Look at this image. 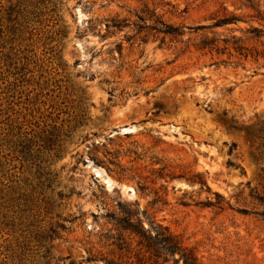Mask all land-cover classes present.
Wrapping results in <instances>:
<instances>
[{"label":"rangeland","instance_id":"rangeland-1","mask_svg":"<svg viewBox=\"0 0 264 264\" xmlns=\"http://www.w3.org/2000/svg\"><path fill=\"white\" fill-rule=\"evenodd\" d=\"M126 210L264 264V0H0V264L130 263Z\"/></svg>","mask_w":264,"mask_h":264},{"label":"trees","instance_id":"trees-1","mask_svg":"<svg viewBox=\"0 0 264 264\" xmlns=\"http://www.w3.org/2000/svg\"><path fill=\"white\" fill-rule=\"evenodd\" d=\"M231 19L219 21L226 24ZM117 23H114L116 26ZM161 27L155 28L165 35H182L177 27L160 23ZM109 27V26H107ZM202 185L204 182L200 181ZM210 206L213 203H209ZM115 233L107 235L112 240V245L124 255H130L134 261L126 264H200L196 252L184 246L181 239L172 234L166 227L154 222L146 228L138 212L124 211V215L116 219ZM122 257V256H121ZM107 264H122L115 261H106Z\"/></svg>","mask_w":264,"mask_h":264}]
</instances>
